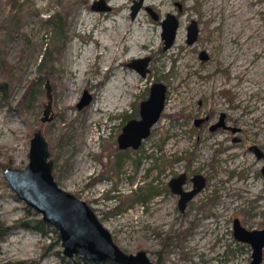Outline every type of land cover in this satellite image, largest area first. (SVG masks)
<instances>
[{
    "label": "rangeland",
    "instance_id": "374dc122",
    "mask_svg": "<svg viewBox=\"0 0 264 264\" xmlns=\"http://www.w3.org/2000/svg\"><path fill=\"white\" fill-rule=\"evenodd\" d=\"M95 1L26 0L21 29L29 40L21 34L5 38V54L18 60L20 77L11 93L12 109L0 104V226L9 229L0 239V264H66L59 231H44L36 221H29L41 215H31L4 174L8 166L24 167L29 162L31 138L39 128L49 141L59 184L87 200L127 252L146 249L159 264H249L252 247L237 240L233 220L238 216L247 227L264 226V157L254 151L255 145L264 149V67L241 70L238 62L245 56L263 58L264 49L253 54L246 43L251 38L263 41L264 0H241V8L252 11L249 19L257 20L254 26L249 19L239 25L240 34L247 32L250 37H245L246 43L240 41L243 36L232 20L236 11L232 0H167L165 9L144 0L135 17L134 0H106L112 6L109 10L94 9ZM10 7L0 0L1 15H7ZM54 11L66 14L68 22L62 51L54 48L46 22ZM169 12L178 16L179 27L174 43L165 49L162 21ZM120 15L133 26L144 22L146 29L138 37L128 32L118 47L120 40H141L145 35L147 43L137 51L102 58L93 49L98 50L101 39L116 31L115 19ZM193 19L199 35L190 44L188 25ZM22 48L24 57L19 56ZM49 48L55 68L46 69L47 79L37 84L28 106L20 107ZM202 50L208 58L202 59ZM148 54L153 56L150 71L143 76L128 62ZM71 60L81 68L72 66ZM155 81L167 85L162 116L140 147L119 149L125 115L139 114L140 101ZM86 89L93 98L79 107ZM113 90L118 96L115 101L106 98L108 103L105 96ZM49 101L53 118L43 121ZM102 106L109 110L100 117ZM223 113L225 125L213 129ZM215 136L223 139L205 150ZM183 140L186 144L178 145ZM180 173L187 175L186 189L193 186L194 174L206 177L205 187L184 211L178 205L180 195L169 185ZM153 190L146 200L137 198ZM70 260L116 264L88 263L78 255Z\"/></svg>",
    "mask_w": 264,
    "mask_h": 264
},
{
    "label": "water",
    "instance_id": "95a60500",
    "mask_svg": "<svg viewBox=\"0 0 264 264\" xmlns=\"http://www.w3.org/2000/svg\"><path fill=\"white\" fill-rule=\"evenodd\" d=\"M144 0H134L131 5V14L135 17L142 8ZM94 9H111V4L106 0H96ZM154 18H158L156 11L148 7ZM162 38L164 48H169L175 41L179 27V18L174 13H167L162 21ZM199 27L197 20L193 19L188 25V43H194L198 39ZM202 59L208 58L205 50L201 51ZM150 54L132 58L128 64L137 69L141 75L146 76L150 71ZM167 85L162 81L151 84L150 92L146 98L140 101L139 117H133L126 121L118 136L120 148L132 146L138 148L147 138L154 124L162 116L165 109ZM93 94L86 89L77 103L83 107L90 103ZM53 118L52 102L49 101L44 108L43 121ZM225 125L224 113L221 119L212 125L216 128ZM262 155L258 145L254 146ZM30 160L24 167L8 166L4 174L17 197L26 202L41 215L42 219L50 223L59 231L63 246V253L70 259L81 255L94 263L113 261L117 264H159L152 260L146 249L137 252H127L114 239L112 231L104 224L92 205L75 194L62 187L54 174V159L51 157L49 141L42 129L34 131L31 138ZM264 175V165L262 166ZM186 174L180 173L170 179L169 185L175 193L180 195L179 207L184 210L189 199L198 193L206 184L204 175L197 173L193 176L194 187L184 189ZM235 237L252 245V259L249 264H262L264 250V227L248 228L239 217L234 219Z\"/></svg>",
    "mask_w": 264,
    "mask_h": 264
},
{
    "label": "trees",
    "instance_id": "16d2710c",
    "mask_svg": "<svg viewBox=\"0 0 264 264\" xmlns=\"http://www.w3.org/2000/svg\"><path fill=\"white\" fill-rule=\"evenodd\" d=\"M6 2H9L11 7L10 11L7 15H1L0 14V74H3V79L0 80V104L5 105L9 108V110L12 109L11 104V93L15 86V83L19 76V64L18 60L11 61L5 54V38L10 37L15 34H21L22 37H24L27 40H29V36L27 33L22 31L21 27L25 21V16L27 12V8L25 6L26 0H6ZM46 22L51 27V38H53L54 42V48H56L58 51H62L65 42L68 38L67 31H68V22L66 19V14H64L61 11H54L51 13L47 18ZM26 52L25 48H22L20 51V57H24V54ZM53 54L51 53V49H47L44 51L41 61L38 65L39 72L38 74L31 80L28 88L26 89L25 93L23 94L21 100L19 101L20 107H26L30 103V99L35 96V92L37 90V84L41 80H45L48 77L49 72L46 71V69H54L55 66ZM51 62L49 66H46V62ZM48 70V71H50ZM128 117V116H127ZM155 191L153 190L151 193H140L137 194V198L139 200H146L149 196H151ZM31 215L36 216L38 213L35 209L30 208ZM28 221V220H27ZM30 222L36 221V226H39L42 230H47L54 228V230H57L55 227H53L50 223H47L42 219V217L35 219L31 218L29 220ZM28 221V222H29ZM34 226V225H33ZM8 228H2L0 226V239H3L8 232ZM79 258L86 260V262L91 263V260L86 259L85 257L78 255ZM62 259L65 261L66 264H76L77 262H73L70 259H66L65 256L62 257ZM113 262V261H109ZM115 263V262H114ZM117 264V263H116Z\"/></svg>",
    "mask_w": 264,
    "mask_h": 264
},
{
    "label": "bare ground",
    "instance_id": "6f19581e",
    "mask_svg": "<svg viewBox=\"0 0 264 264\" xmlns=\"http://www.w3.org/2000/svg\"><path fill=\"white\" fill-rule=\"evenodd\" d=\"M148 1H151L152 3H154L157 7L159 8H162V9H165L167 8L166 6V3L165 1L167 2V0H148ZM232 3H233V11L236 10L232 17V20L233 22H235L236 25V32L239 33V35L243 36V37H240V41L242 42H245L246 43V38L245 37H249L248 33L247 32H243V34H240V28H239V25H242L244 24L245 21H247L251 16H252V11L249 9V8H241V5H242V1L241 0H232ZM213 5V4H212ZM216 5V4H215ZM217 6V5H216ZM91 18H95L94 16H91ZM236 19L237 22H236ZM116 22L115 24H117V28H116V31L115 32H112L110 35H109V39H101V45H99L97 48L98 50L96 49H93V52L94 53H99L103 57H110L111 55L113 54H116L118 53V56H122L121 54L125 51H137V49L139 48V46H143L147 43V36L145 35L143 39L141 40H137V39H140V38H137L135 41H129V42H126V40L124 42H121L120 40V46L118 47V44H119V39L122 38V36L126 35L128 32L132 33L134 32L135 35H140V33L142 32H145V24L144 22H140L137 26H133L132 23L130 22H127V21H123L122 19V15L118 16L116 19ZM251 20V19H249ZM253 22H251L254 25H257V20L256 18H254V20H251ZM232 23V22H231ZM114 24V25H115ZM247 25V24H246ZM244 25V26H246ZM242 27V26H240ZM249 27H252L251 25H249ZM234 28V27H233ZM257 29V28H256ZM234 30V29H233ZM181 28L179 30V34L178 36L181 35ZM235 33V34H237ZM132 36V35H131ZM102 38V37H101ZM250 38V37H249ZM259 39V38H258ZM258 39H254V38H251L249 40V42L246 43V46L249 47V46H252L253 47V50H251L250 52L253 51V54L257 53V50L259 52V50L261 49H264V38H263V41L260 43V41H258ZM129 40V39H127ZM255 47V48H254ZM120 49V52H117V50ZM257 49V50H256ZM256 51V52H255ZM108 52V53H106ZM225 52L227 55H229V47H226L225 49ZM234 55V54H233ZM120 58V57H119ZM260 58V57H259ZM100 59H101V56H100ZM118 59V58H117ZM102 60V59H101ZM104 60V59H103ZM121 60V59H120ZM75 61H72L70 62V64L72 66H76L78 63H76ZM70 65V66H71ZM238 66L239 68L242 70V69H245V68H249V67H264V55H263V58H260L258 60H256L255 58L253 59H249L247 58V56L243 57L241 60H239L238 62ZM77 67H80V66H76ZM81 68V67H80ZM251 70V69H250ZM79 71V70H78ZM259 71V70H258ZM120 72V71H119ZM118 75V74H117ZM119 76V75H118ZM117 76V77H118ZM120 78V76H119ZM118 78V79H119ZM123 84V82H122ZM120 85V84H119ZM122 86V85H121ZM118 87V86H117ZM118 96V93L117 91L115 92V90H113L112 92H109L106 96H105V99L108 98L110 99V101H115V97ZM104 99V100H105ZM180 99V98H179ZM107 100V99H106ZM108 101V100H107ZM109 103V101H108ZM107 110H109V108L107 109L106 106H102L101 110L98 111V113L100 114V117L103 115V113H106ZM219 139H223L221 138L220 136H215V137H212L211 139L208 140V144L206 146V149L207 150L210 146V143L213 142L214 140L215 141H218ZM186 142L183 140L180 142V144L178 145H185ZM206 152V151H205ZM207 156V155H206Z\"/></svg>",
    "mask_w": 264,
    "mask_h": 264
},
{
    "label": "flooded vegetation",
    "instance_id": "af4514ba",
    "mask_svg": "<svg viewBox=\"0 0 264 264\" xmlns=\"http://www.w3.org/2000/svg\"><path fill=\"white\" fill-rule=\"evenodd\" d=\"M177 16V15H176ZM178 17V16H177ZM178 31V30H177ZM152 56V55H151ZM153 57V56H152ZM128 116V117H127ZM224 116H225V114H224ZM133 117H139V114H137V113H132V114H127V115H125V118H127V121L129 120V119H131V118H133ZM224 122H225V120H224ZM221 126V125H220ZM260 147V146H259ZM118 148L119 149H122V148H120V146H119V142H118ZM128 148H133L132 146H130V147H127V148H124L123 150H125V149H128ZM133 149H135V148H133ZM260 149H261V152H262V155L261 156H259V151H257V149H255L254 148V151L256 152V154L259 156V157H264V149L263 148H261L260 147ZM261 171H262V168H261ZM263 173V172H262ZM186 174V173H185ZM197 174V173H196ZM195 175V174H194ZM193 175V176H194ZM193 176L191 177V179L193 180ZM206 178V177H205ZM186 181H187V175H186ZM186 181L184 182V184L186 183ZM206 185V184H205ZM171 187V186H170ZM183 187H184V185H183ZM194 187V181H193V186L190 188V189H192ZM205 187V186H204ZM203 187V188H204ZM202 188V189H203ZM172 189V188H171ZM184 189H186V188H184ZM190 189H186V190H190ZM202 189L198 192V193H200L201 191H202ZM173 191V190H172ZM174 192V191H173ZM198 193H196L191 199H189L188 200V202L189 201H191L192 199H194L195 198V196L198 194ZM180 197V196H179ZM188 202H187V204H188ZM187 204H186V207H187ZM178 205H179V200H178ZM185 207V208H186ZM181 209V208H180ZM182 210V209H181ZM185 210V209H184ZM184 210H182V211H184ZM236 217H238V216H236ZM235 217V218H236ZM234 218V219H235ZM240 218V217H239ZM246 226V225H245ZM264 226H261V227H251V228H263ZM248 228H250V227H248ZM233 230H234V220H233ZM235 235V234H234ZM238 240V239H237ZM240 241V240H239ZM243 242V241H242ZM244 243H248V242H244ZM250 244V243H249ZM251 245V244H250ZM251 247H252V245H251ZM252 259V258H251ZM263 260H264V250H263ZM251 261V260H250Z\"/></svg>",
    "mask_w": 264,
    "mask_h": 264
}]
</instances>
